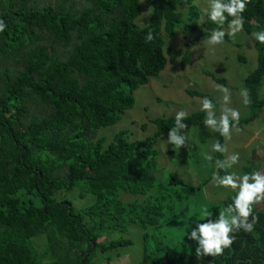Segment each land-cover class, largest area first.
<instances>
[{"label":"trees","instance_id":"obj_1","mask_svg":"<svg viewBox=\"0 0 264 264\" xmlns=\"http://www.w3.org/2000/svg\"><path fill=\"white\" fill-rule=\"evenodd\" d=\"M140 1L0 0V19L7 24L0 33V264H96L98 254L110 262L108 253L132 242L100 240L126 232L130 224L144 231L137 264H264V210L256 208L252 233H236L220 256H195L197 245L185 235L188 221L206 204L203 191L211 178L197 187L178 181L176 174L157 178L155 146L174 118L154 120L157 132L144 141H131L128 131L108 145L98 136L99 129L121 120L138 89L169 62L182 58L183 68L191 62L189 51L171 48L168 60L163 36L173 37L184 23L185 33L195 30L201 12L194 0H144L151 16L148 26L138 29ZM179 6L189 7L187 23ZM243 15L251 35L264 24V0H250ZM204 27L200 41L215 25L207 18ZM149 30L155 38L146 42ZM256 49L257 67L245 79L251 114L239 130L264 110V45L256 41ZM203 117L202 111L189 115L185 130L198 129L202 143L212 138L225 144L218 133L206 132ZM256 162L250 160L242 172L261 170ZM78 187L94 197L85 209L58 197ZM120 192L146 198L124 205ZM228 202L206 206L221 211Z\"/></svg>","mask_w":264,"mask_h":264},{"label":"rangeland","instance_id":"obj_2","mask_svg":"<svg viewBox=\"0 0 264 264\" xmlns=\"http://www.w3.org/2000/svg\"><path fill=\"white\" fill-rule=\"evenodd\" d=\"M140 4L142 10L135 21V26L138 29H144L149 24L151 10L144 0H141ZM194 5L201 12L200 18L193 22L195 30L185 33L184 23L176 30L173 37H168L166 34L163 36L164 51L168 60L170 59L167 55L169 48L180 50L183 53L189 51L190 64L183 68L182 58L174 64L169 62L159 76L151 78L147 85L140 87L135 93L134 106L123 114L121 120L114 126L99 129L98 136L106 139V145L111 143L115 135L121 131H128L131 141H144L153 137L157 132L154 120L175 118V112L180 109H184L188 116L200 112L199 97H191L188 91L206 94L215 103L222 93L216 88V84L219 83L207 76L206 72L226 81L225 85L232 93L230 106L240 110L241 121L250 116V108L243 104V97L240 93L242 89H246V77L256 69L258 64V51L254 37L243 30L237 35L235 44L227 42L224 45H209L207 39L200 41V35L205 32L204 24L207 16L204 14V9L207 3L206 0H194ZM188 10V6L178 7V12L183 14L186 23L189 18ZM240 57L246 61L243 62ZM261 96H264V87L261 90ZM205 130L210 135L215 133L211 129L205 128ZM185 132H188L189 148L182 147L176 150L166 144L164 141L167 140L168 134L157 141L155 149L161 172L156 176L160 181H165L169 174H176L178 181L197 187L208 178H212L213 173L219 172L205 161L202 155L206 151H211L214 140L211 138L202 143L199 140L198 129L195 128L185 130ZM225 145L228 152L224 156L233 151L241 154V163L235 166V170L242 173L245 167L251 165L250 160L257 161L255 164L261 165V170H264V110L243 130H233L231 138H225ZM231 196L232 192H223L210 182L203 191L205 206L208 204L213 207L221 206L228 202ZM58 197L71 201L79 210L91 206L94 202V197L87 190L79 187L71 191H61ZM145 198L146 196L126 192L119 193V199L124 205L143 201ZM254 208L264 210V202H260ZM216 211L219 210L213 212ZM143 234L142 228L135 224H130L124 233L115 231L113 234H106L100 242L125 239L130 240L132 245L108 253L107 256L112 259L110 262H107L106 255L98 254L96 264L139 263L143 259ZM38 244L37 248L41 250L43 241H39Z\"/></svg>","mask_w":264,"mask_h":264},{"label":"clouds","instance_id":"obj_3","mask_svg":"<svg viewBox=\"0 0 264 264\" xmlns=\"http://www.w3.org/2000/svg\"><path fill=\"white\" fill-rule=\"evenodd\" d=\"M250 0H206L204 14L215 25L209 29L207 43L209 45H224L235 41L237 35L244 30L245 17L243 13ZM7 24L0 19V33L4 32ZM255 41L264 45V24L258 25V30L251 33ZM227 37V40H226ZM155 38L153 31L145 33V41L151 42ZM222 96L214 103L209 96L199 97L200 110L204 113L202 124L205 128L219 134L220 137L230 139L233 130H239L241 112L231 107L232 93L224 84H216ZM240 95L243 104L251 103L247 89H242ZM218 104V107H217ZM188 113L184 109L175 112L174 125L169 128L168 138L164 141L174 149L189 148V127L184 121ZM225 154L228 149L225 144L217 140L211 145V151L202 153L205 161L223 174L213 173L210 183L223 192H232L230 201L222 211L210 210L207 206L200 209L196 218L188 221L186 235L196 243L195 256L216 257L224 253L236 239V233L241 230L252 233L259 217L254 212V206L264 202V170L252 169L239 172L235 166L241 163V154L233 151L223 158L214 157L212 153ZM194 225V226H193Z\"/></svg>","mask_w":264,"mask_h":264},{"label":"water","instance_id":"obj_4","mask_svg":"<svg viewBox=\"0 0 264 264\" xmlns=\"http://www.w3.org/2000/svg\"><path fill=\"white\" fill-rule=\"evenodd\" d=\"M85 260V259H84Z\"/></svg>","mask_w":264,"mask_h":264}]
</instances>
